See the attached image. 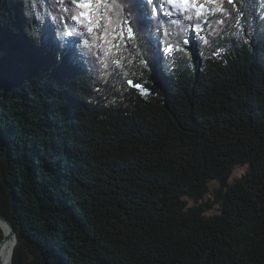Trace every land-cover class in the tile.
<instances>
[{"label": "trees", "instance_id": "obj_1", "mask_svg": "<svg viewBox=\"0 0 264 264\" xmlns=\"http://www.w3.org/2000/svg\"><path fill=\"white\" fill-rule=\"evenodd\" d=\"M115 2L120 16L105 8L113 0H92L104 68L59 47L71 15L88 10L0 0V214L18 236L12 264H264V0H239L247 43L232 35L235 19L216 23L217 6L238 11L227 0ZM80 33L65 35L80 39L75 50Z\"/></svg>", "mask_w": 264, "mask_h": 264}, {"label": "snow or ice", "instance_id": "obj_2", "mask_svg": "<svg viewBox=\"0 0 264 264\" xmlns=\"http://www.w3.org/2000/svg\"><path fill=\"white\" fill-rule=\"evenodd\" d=\"M58 2L60 4L64 3V0H58ZM71 4L75 5L76 8L78 9H82V10H88V11H80L78 15H71L70 20L71 23L69 24V28L71 30H69L66 34L63 33L62 30H60V34L58 35V43H59V47H61L62 49L65 50V54L71 56L73 59L76 56H80V57H84L87 56L90 59V62L95 64L97 60H99V62L103 65L104 68H108V63L106 62L107 56H108V52L104 51L101 52L98 48V46L95 43H90V39H94L93 37V32L94 29L93 27H91L90 25L94 22L93 19V12H92V8H93V4H92V0H70ZM245 3H254L255 0H244ZM146 3L151 4L152 0H146ZM159 3L161 4H171L174 7H176L177 9H187L189 7L188 4V0H159ZM227 3L231 6H233V8L238 9V11L236 12L235 16L233 17V11L230 9H224L222 7L217 6L212 14H220L223 17H225V19H219L216 21V23L218 25H223L226 22L227 18H233L235 19V24L237 27V31L234 32L232 35L234 37H238L240 39L243 40V42L247 43V39L246 37L249 35V33H247L246 31V17L242 15L243 13V8L240 7L239 4V0H227ZM192 7H197V5L192 4ZM204 7V5H200L199 7H197V12L196 15L198 17H200L202 20H204V23H209V21L201 16V11L200 9H202ZM105 8L107 9H112L114 8L116 10L115 14L116 16H120L121 15V4L116 3L115 0H113V3H111L110 5H105ZM64 12H69L70 8L69 7H64L62 9ZM153 13L156 12V8H153ZM165 13L169 16L172 15L171 12H168L167 8L164 9ZM186 20H190L191 17L189 16H185L184 17ZM87 21V23H85L84 21ZM140 24L141 26L144 25V16H141L140 19ZM79 26V28L77 27ZM80 29H86L87 32V37L83 38V47H81L78 50L74 49V46L80 43V39H65V35L67 37H74V36H78V35H83L82 33H80ZM195 31L196 32H200L201 31V24L197 23L195 25ZM218 31V30H217ZM121 36H124V33H121ZM126 39L129 40H133L134 42V32H133V28L131 26H128L126 29ZM188 40H184L183 43L184 44H188ZM86 49V51H85ZM173 47L170 45L168 47H166L164 49L165 53L171 54L173 52ZM177 51H183V49H176ZM138 54V53H137ZM217 55H219V52L216 53ZM114 64H116L117 67H120L121 65V61L120 59H115L113 61ZM140 64L143 66V68L147 69L148 68V62L142 57L140 59ZM129 85H133L134 82L132 80L128 81ZM135 88L138 91L143 92L144 89L142 87V85L140 84H134Z\"/></svg>", "mask_w": 264, "mask_h": 264}, {"label": "water", "instance_id": "obj_3", "mask_svg": "<svg viewBox=\"0 0 264 264\" xmlns=\"http://www.w3.org/2000/svg\"><path fill=\"white\" fill-rule=\"evenodd\" d=\"M194 34L192 32L191 40L193 41ZM0 228L3 232L4 238L0 241V250L1 248L7 244H11V250L7 257V255L2 259V264H12L13 257L15 254V250L18 245V236L17 233L9 219L0 214Z\"/></svg>", "mask_w": 264, "mask_h": 264}, {"label": "bare ground", "instance_id": "obj_4", "mask_svg": "<svg viewBox=\"0 0 264 264\" xmlns=\"http://www.w3.org/2000/svg\"><path fill=\"white\" fill-rule=\"evenodd\" d=\"M10 250H11V244L10 243H7L5 244L1 250H0V264H2V259L7 255H9L10 253ZM34 261V260H33Z\"/></svg>", "mask_w": 264, "mask_h": 264}]
</instances>
